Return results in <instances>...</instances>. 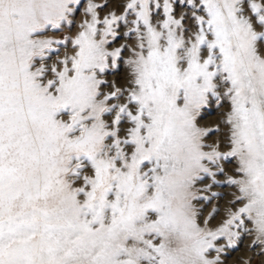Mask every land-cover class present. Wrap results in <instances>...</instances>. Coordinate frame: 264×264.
Masks as SVG:
<instances>
[{"label": "snow or ice", "instance_id": "obj_1", "mask_svg": "<svg viewBox=\"0 0 264 264\" xmlns=\"http://www.w3.org/2000/svg\"><path fill=\"white\" fill-rule=\"evenodd\" d=\"M82 3L0 0V264H224L245 235L264 257V0H87L49 35Z\"/></svg>", "mask_w": 264, "mask_h": 264}, {"label": "rangeland", "instance_id": "obj_2", "mask_svg": "<svg viewBox=\"0 0 264 264\" xmlns=\"http://www.w3.org/2000/svg\"><path fill=\"white\" fill-rule=\"evenodd\" d=\"M97 3H104L105 0H96ZM122 0H109V7L102 10L101 15L105 14L109 10L115 8L117 11V14H120L122 12V7L120 6ZM87 0H83V3L80 6V11L75 15V23L71 27V29L66 28L64 32H56L52 33L50 32L49 35H55L56 38H62L64 35H74L78 31V25L83 19V9L86 6ZM131 19V17H129ZM125 28H121V31H124ZM126 41L124 39L118 40L115 44L112 45V47H117L121 43H125ZM129 43H131L129 41ZM71 48V45H69V49ZM65 51L64 48L60 49V53L63 54ZM129 53H124V58L120 62L119 65V71L118 72H109V74L105 77L109 81H117L118 86L125 85L126 86V80L128 78L129 69L127 65L124 63V60L127 59ZM55 59V57H53ZM227 105L224 107H217L214 103L210 106L206 107L202 110L201 117L199 119V123L203 127L208 128H215L217 124L221 122L222 119V113L226 111ZM223 125H221V128L223 129ZM222 133L213 132L208 138L207 142L211 143L219 138H221ZM222 151H227L228 147L227 145L223 146L221 148ZM223 167H224V174L220 175L218 174L216 176V180L220 181L221 183L214 185L210 191L202 192L200 195L208 197L207 200H200L197 201V207L202 209L200 219L201 221L208 217L210 213L213 212L214 208H218L219 211L215 213L214 218L210 222L211 227L218 226L225 218H226V208L229 207V201L233 199V193L236 192V189L232 187L231 185H228L226 183L227 176L234 174V169L236 167V160L235 158H230L225 161H221ZM212 179L207 178L203 181V184H211ZM203 184L198 185V187H203ZM212 193H219V196L213 197ZM252 237L245 235L243 239L239 242L238 247L235 249L228 250L223 256L222 259L224 260V264H242V259H246L251 257L252 258V264H261V261L264 260V257H261L257 253H259V248H252L250 247L252 242ZM220 243H224L223 240L220 241ZM215 255V253H213Z\"/></svg>", "mask_w": 264, "mask_h": 264}]
</instances>
